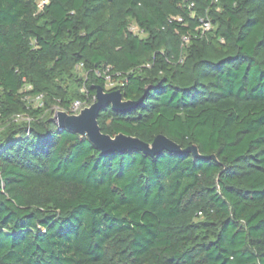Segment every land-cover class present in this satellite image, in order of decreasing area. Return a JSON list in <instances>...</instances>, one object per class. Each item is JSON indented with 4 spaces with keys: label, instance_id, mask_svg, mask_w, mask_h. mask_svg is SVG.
I'll use <instances>...</instances> for the list:
<instances>
[{
    "label": "trees",
    "instance_id": "1",
    "mask_svg": "<svg viewBox=\"0 0 264 264\" xmlns=\"http://www.w3.org/2000/svg\"><path fill=\"white\" fill-rule=\"evenodd\" d=\"M40 1L0 0V264H264V0ZM107 68L103 133L212 158L60 128Z\"/></svg>",
    "mask_w": 264,
    "mask_h": 264
},
{
    "label": "water",
    "instance_id": "2",
    "mask_svg": "<svg viewBox=\"0 0 264 264\" xmlns=\"http://www.w3.org/2000/svg\"><path fill=\"white\" fill-rule=\"evenodd\" d=\"M94 90L95 101L91 105L82 108L78 114H69L59 110L55 114V120L60 128L86 136L101 153L138 151L153 156L167 151L172 154H192L194 158H212L200 155L196 145L183 149L164 135L156 136L152 143H145L137 137L124 134L111 137L103 133L97 121L101 109L110 106L113 111L124 113L141 103L143 97L138 101H126L123 100L120 90L105 91L100 85L94 87Z\"/></svg>",
    "mask_w": 264,
    "mask_h": 264
},
{
    "label": "built area",
    "instance_id": "3",
    "mask_svg": "<svg viewBox=\"0 0 264 264\" xmlns=\"http://www.w3.org/2000/svg\"><path fill=\"white\" fill-rule=\"evenodd\" d=\"M48 0H42L39 2L38 4V7L41 9L45 4H47ZM193 3H191L189 5V8H192L193 7ZM169 21L172 22V21H175V22H182L183 19L182 17L180 16H171L169 18ZM212 28V24L210 22V20L208 18H200L199 20V26H198V30L200 31L201 34H204L208 31H210ZM129 30L133 33V34H142V31L141 29L136 26L135 24H131L129 26ZM189 42V38L187 36H183L182 37V46H186ZM180 61H182V59H180ZM76 70L79 71V72H82L83 71V64L82 63H79L76 65ZM95 74L102 78L103 81H104V85H105V89L106 90H110V89H113L115 86H117L119 83L117 81H115V79L113 78V76L109 73V68L103 70V71H96ZM105 90V91H106ZM42 99V95H39L35 98V102H39L41 101ZM93 100L95 101V97L93 98ZM86 107L85 106V102L81 101V100H76L74 101L70 108H69V111L67 113L69 114H78L80 112V110L82 108ZM57 112V111H56ZM20 119L24 120V121H27L29 122V119L26 118V117H21Z\"/></svg>",
    "mask_w": 264,
    "mask_h": 264
},
{
    "label": "rangeland",
    "instance_id": "4",
    "mask_svg": "<svg viewBox=\"0 0 264 264\" xmlns=\"http://www.w3.org/2000/svg\"><path fill=\"white\" fill-rule=\"evenodd\" d=\"M109 91H111V90H109ZM56 111H59V110H56Z\"/></svg>",
    "mask_w": 264,
    "mask_h": 264
}]
</instances>
